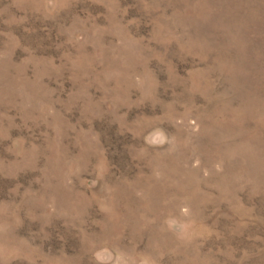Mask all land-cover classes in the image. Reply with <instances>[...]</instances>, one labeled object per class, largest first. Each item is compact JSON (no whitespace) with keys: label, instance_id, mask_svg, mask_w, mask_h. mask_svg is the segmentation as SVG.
<instances>
[{"label":"rangeland","instance_id":"374dc122","mask_svg":"<svg viewBox=\"0 0 264 264\" xmlns=\"http://www.w3.org/2000/svg\"><path fill=\"white\" fill-rule=\"evenodd\" d=\"M0 264H264V0H0Z\"/></svg>","mask_w":264,"mask_h":264}]
</instances>
